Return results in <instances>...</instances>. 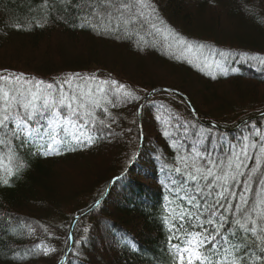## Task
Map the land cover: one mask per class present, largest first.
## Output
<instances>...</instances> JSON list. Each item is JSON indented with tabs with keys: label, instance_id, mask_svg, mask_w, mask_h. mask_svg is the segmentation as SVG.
<instances>
[{
	"label": "trees",
	"instance_id": "trees-1",
	"mask_svg": "<svg viewBox=\"0 0 264 264\" xmlns=\"http://www.w3.org/2000/svg\"><path fill=\"white\" fill-rule=\"evenodd\" d=\"M137 1L0 0V264H264V0Z\"/></svg>",
	"mask_w": 264,
	"mask_h": 264
},
{
	"label": "rangeland",
	"instance_id": "rangeland-1",
	"mask_svg": "<svg viewBox=\"0 0 264 264\" xmlns=\"http://www.w3.org/2000/svg\"><path fill=\"white\" fill-rule=\"evenodd\" d=\"M132 1L136 2L137 5H140L137 0H132ZM122 7L123 6H121V8ZM131 10L133 12L132 11H130V12L136 14L137 16H138V13H140V12L144 13V11H145L146 14H148V11H149L147 8H144V10L142 9V11H140L138 6H137V8H132ZM132 24L134 25V22ZM147 27H149V26H146V29L143 28V30H144L145 34L147 35V37L152 39V36L150 35L149 31L147 30ZM145 69H146V71H150V67H145ZM215 69H216V67L213 70H215ZM161 70L163 71L164 68H162ZM98 81L99 80L97 79V82ZM104 85H105V83H104ZM101 87L102 86L99 87L97 85L95 90L99 91L101 89ZM81 99H83L82 96H81ZM47 122H49V124L47 125V128H45V130L43 132L37 131L35 128L30 127L27 122L21 121V120L15 121L13 123V125H14V128L16 129V131L19 132V134H21L23 136H27V137L33 136V137H35V138H33L34 140H43L44 138H46L44 136H47V134H49V133L55 132L58 127L62 128L63 131H69L70 135H73V134L80 135L82 133L81 129L83 127L81 125L77 124L75 121L70 119V117H62L59 113H57L55 111L53 112L52 116L48 118ZM76 129H80V130H76ZM197 244H198L197 241L193 238L187 243V245H185L184 247H182L180 249V252L182 253V255L185 258L192 259L193 257L197 256V254L199 253V249L196 247ZM218 260L215 259V260L211 261L210 263L214 264V262H217ZM218 264H230V263H229L227 258H221L218 261Z\"/></svg>",
	"mask_w": 264,
	"mask_h": 264
},
{
	"label": "water",
	"instance_id": "water-1",
	"mask_svg": "<svg viewBox=\"0 0 264 264\" xmlns=\"http://www.w3.org/2000/svg\"><path fill=\"white\" fill-rule=\"evenodd\" d=\"M154 90H155V89H153V90H151L150 92H148V93L146 94V96L144 97V99L148 98L149 95L153 94V93H154ZM184 97H185V96H184ZM185 100H186L187 104L189 105V107L191 108L192 112H193L194 114H196L195 109H194L193 105L191 104V102L189 101V99L185 97ZM139 115H140V110H139ZM263 116H264V111L255 114L254 116L250 117L249 119L251 120V119H255V118H259V117H263ZM249 119H248V120H249ZM248 120H245V121H248ZM245 121H244V122H245ZM141 143H142V141H140L139 147L141 146ZM121 176H122V174H119V175L115 176L114 178H112V180L110 181V183H109V185H108V187H107L106 193L102 196V198L105 197V196L108 194V192H109V187L113 184V182H114L115 180H117V179H118L119 177H121ZM102 198H100V200H101ZM100 200H98V201L96 202V204H97ZM83 215H84V213L77 214V215L74 216V218H73V220H72V222H71V226H70V233L72 232V228H73L74 223L77 221V219H79V218H80L81 216H83ZM69 248H70V246L68 247V249H69ZM65 257H66V253L62 256V258L60 259V261H59L57 264H63V262L65 261Z\"/></svg>",
	"mask_w": 264,
	"mask_h": 264
}]
</instances>
